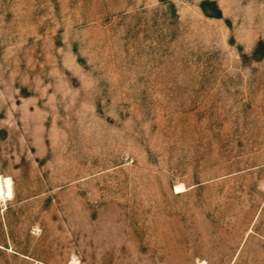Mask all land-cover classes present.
Instances as JSON below:
<instances>
[{"label":"rangeland","instance_id":"rangeland-1","mask_svg":"<svg viewBox=\"0 0 264 264\" xmlns=\"http://www.w3.org/2000/svg\"><path fill=\"white\" fill-rule=\"evenodd\" d=\"M0 176V264H264V0H0Z\"/></svg>","mask_w":264,"mask_h":264},{"label":"bare ground","instance_id":"bare-ground-1","mask_svg":"<svg viewBox=\"0 0 264 264\" xmlns=\"http://www.w3.org/2000/svg\"><path fill=\"white\" fill-rule=\"evenodd\" d=\"M177 189L180 187H176ZM11 180L0 176V196H11Z\"/></svg>","mask_w":264,"mask_h":264}]
</instances>
